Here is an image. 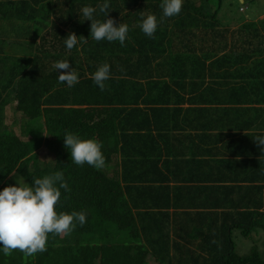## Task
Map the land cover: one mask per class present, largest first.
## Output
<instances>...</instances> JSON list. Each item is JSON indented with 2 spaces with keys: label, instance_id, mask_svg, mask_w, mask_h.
<instances>
[{
  "label": "trees",
  "instance_id": "16d2710c",
  "mask_svg": "<svg viewBox=\"0 0 264 264\" xmlns=\"http://www.w3.org/2000/svg\"><path fill=\"white\" fill-rule=\"evenodd\" d=\"M187 1L196 5L190 12L161 21L163 10L148 0H20V10L33 18L34 29L27 36L28 46L35 48L27 55L3 56L5 40L0 39V191L18 182L33 184V178L57 171L64 177L71 174L68 187L76 185L79 192L61 189L58 211H83L87 221L85 232L77 225L70 235L50 237L47 251L27 261L19 251L5 256L0 250V264H148V258L176 264H264L260 244L252 246L249 254L237 253L239 236L256 242L254 235L264 232V206L261 198L241 196L245 188L244 179L239 178L244 177L242 165L233 167L226 160V154L229 161L239 154L245 142L264 154V145L253 139L264 136V22L228 27L229 38L208 25L218 23L217 16L239 0ZM105 2L110 5L107 17L98 10ZM85 6L97 8L99 20L113 18L117 23L118 17L129 26V43L140 47L131 58L116 55L109 63L110 75L116 79L105 84L113 87L112 93L102 92L90 77L108 49L115 52L122 46L118 41L91 39V21L81 22ZM149 14L160 21L154 38L140 28ZM182 15L188 19L177 20ZM51 22L54 35L42 36L40 27ZM72 32L88 42L81 37L68 50L65 39ZM37 38L40 41L35 43ZM233 41L243 48L217 61H204ZM12 45L5 51L9 53ZM60 60L70 62L79 83L69 87L59 82V71L52 65ZM14 101L21 116L20 134L6 122V106ZM105 124L110 129L97 135ZM150 124L156 133L138 135L130 128ZM177 131L197 148L206 146L191 164L169 169L168 162L156 157ZM68 132L81 139L99 137L107 169L91 173L72 163L70 150L61 146ZM112 136L126 141V154L109 153ZM49 155L56 160L54 166ZM232 171L239 178L235 200L229 185L213 184L206 195L173 211L170 207L160 216L148 210L149 204L169 187H153L158 181H147L138 191L133 185L150 178L220 183ZM86 189L94 197L87 206L81 200ZM204 224L212 226L213 239L206 242L199 240L200 232L196 234ZM181 230L190 233L186 239L169 234Z\"/></svg>",
  "mask_w": 264,
  "mask_h": 264
},
{
  "label": "clouds",
  "instance_id": "9594fccd",
  "mask_svg": "<svg viewBox=\"0 0 264 264\" xmlns=\"http://www.w3.org/2000/svg\"><path fill=\"white\" fill-rule=\"evenodd\" d=\"M148 1H151L154 5H156V7L159 8V11L163 10L161 21L163 18H170L181 15L183 12L184 14L190 12L191 9L196 6L189 5L187 0ZM109 8L110 5L107 2L98 5L99 12L103 13L105 17H107L110 12ZM239 9L241 12H244L248 9L246 6V0H241V6ZM96 12L97 8L85 6L81 9L80 14L81 22L84 20L91 21V39L97 42L102 40V42L118 41L120 42L124 52L123 55H119L120 58L125 60L134 56L135 52L139 51L140 47L137 44L129 43V26L121 22L118 17L117 23L113 18H108L106 21L99 20L95 17ZM260 16L258 20L248 16L247 21H239V18H233L231 20L229 15L224 11L217 16L218 23L209 24L208 26L211 27L215 32L219 34H225L227 37L231 38V33H227L225 31L226 28L231 27L230 30H233L235 27L239 28V26L243 24L251 26L254 23L263 21ZM181 17L186 16L182 15ZM235 20H238L237 24H234ZM53 21L54 19L52 22ZM52 22L50 25L40 27L42 36L54 35V32L51 31ZM159 22L160 21L157 20L155 15L149 14L146 16V18H142L140 28L146 36L154 38ZM64 28L65 27L61 25V29L64 30ZM32 29H34L33 18L30 17V15L26 13L25 10H20V0H0V39L5 40L3 44L4 49L1 52L3 56L11 55V48L9 49V53L8 51H5V47L7 45L9 46L11 43H13V45H19L23 48V52L20 56L27 55L31 50H33L35 47L30 48L28 46L29 38L27 36L28 32ZM81 37L83 36L77 37L74 32L69 33L65 39L66 48L71 50L76 47L77 44L80 43L79 38ZM39 41L40 39L37 38L35 43H38ZM83 42L87 43L88 39L83 37ZM124 43L126 44L124 45ZM238 47L239 49H242L243 44L233 41L227 49L222 50L220 53H217L216 55L211 56L204 61L207 63L217 61L227 56L232 50L237 49ZM118 49L121 48L118 47ZM113 59H116L114 49H108L106 51V56L100 63L101 65L90 77L94 84L98 86L102 92L106 90V93H112L114 91L110 84L107 86L105 84V81L109 80L110 78L113 80L116 79L115 75H110L109 63ZM244 66H246V64H244ZM52 67L59 71L58 79L60 83L67 84L69 87L79 83L78 73L75 71V69H73L69 61H57L52 65ZM241 81L242 79L239 78V83ZM148 107L149 106H147L145 109ZM130 128L138 135L140 133L148 134L150 131L156 133L155 125L152 126V124L140 127V129L133 125H131ZM109 129L110 128L106 125L102 129H98L97 135H104ZM17 133L20 134V129ZM182 133L185 134L184 132ZM263 133L264 130L261 132V134ZM245 135H247L246 132ZM177 137L184 139L180 131L175 132L173 136L167 138L165 144H162L160 155L161 153L163 154L167 151L163 146L170 144ZM63 138L64 142H61V146L64 150H70L72 163L78 166H83V168H86L85 170L91 173H97L107 169V163L102 152V144L100 143L101 139L99 137L97 140L81 139L78 135L68 132ZM253 139L257 145H264V136L257 135ZM249 144V142H245L246 147L239 154L232 155L230 161L226 154V160L228 162L227 164L232 165L233 167L239 164H255L257 166L258 171L255 174L239 177L240 179H244L243 185L245 186L244 190L240 194L245 199L254 197L261 198L262 206H264V154L259 153L257 151V147L255 148L253 145L249 147ZM205 146L206 144L199 145L200 157L202 156L201 152ZM127 147L128 146L125 140L119 141L117 136H112L111 140L109 141L108 151L109 153H111L112 150L120 152ZM49 156L51 158H49L48 161H50L54 166L56 164V160L53 155ZM12 174L15 175V173ZM69 176H71V174L65 175L64 177L62 172L57 171L53 174L45 175L42 178H33V184H22L18 182V186L10 185L0 191V250L5 256H10L11 254H14V251H19L23 254L24 260L27 261L29 257H34L38 253L47 251V245L50 237L59 236L60 238H63L67 235H70L76 229L77 225L81 226L84 231V224L87 221L85 212L73 211L69 214L66 211H58V206L60 205V199L62 195L61 189H64L68 192H79L76 190V185L68 187L66 181ZM239 178H235L232 176V174H229L227 179L220 183H214L208 180L205 187L207 190H209L213 184L222 186L229 185V187L236 190V184L239 183ZM248 189L249 191L247 192L246 190ZM66 196L71 198L68 195ZM81 196V200L85 202V206H87L94 199L93 195L88 191V189L82 191ZM197 196L200 198L203 196V194L196 193L195 197L190 201L192 202L193 200H196ZM188 203L189 202H185V205ZM261 211L264 213V207L261 209ZM165 212L166 211L162 212V214ZM152 213L155 214V212ZM211 227V225L204 224V226L200 229L201 231L199 230L196 233L198 234L200 232L199 240L206 242L210 239H213L210 231ZM185 231L186 230H181L178 232L171 231L169 234L177 236L179 240L181 237L186 239L190 233L186 234ZM204 251H206V248H204ZM168 258H170V256Z\"/></svg>",
  "mask_w": 264,
  "mask_h": 264
},
{
  "label": "crops",
  "instance_id": "0c3cea01",
  "mask_svg": "<svg viewBox=\"0 0 264 264\" xmlns=\"http://www.w3.org/2000/svg\"><path fill=\"white\" fill-rule=\"evenodd\" d=\"M260 18L263 19L262 22H264V15H261ZM173 134H175V132ZM163 147L167 150L166 153H163L162 156L159 155L156 158L161 159V161H163L165 164L168 162V165L166 166L169 169L173 168L177 164L182 165V164L187 163L186 164L187 166L188 164L192 163L193 159L200 158V150H196L197 146L195 142L191 143L190 141H186L185 139H180V138L178 139L177 137L170 144L163 146ZM127 148L120 152H116L112 150L111 151V153H113L112 156H121L122 154L125 153ZM158 168L160 170L162 169L161 167H158ZM241 168H243L244 170V176L253 175L258 171V168L255 164H247V165L245 164V165H242ZM162 170H165V169H162ZM231 174L235 178L238 177L234 171H232ZM147 181H151L152 183L154 181H158L157 183L152 185L153 187H156L157 185L160 186L161 184H163L166 187H169V190L165 192H161L158 198L150 201V204H149L150 207L148 210L150 212H155V215L157 216L162 215V212L166 211L170 207H173L171 208V211H173L174 207L185 206V202L190 203L191 202L190 200H192L195 197L196 193L197 194L202 193L204 196L209 192V190H207L205 187L206 183L208 182V179L203 180V181H198V182H186L183 179L175 180L174 178H171L170 182H159V180L150 178L147 180H137L136 182L133 183V185L139 191L141 187H144L145 185H147ZM229 190L231 192L230 195H232L231 197L235 200L236 196L238 195L237 191L231 187H229ZM141 197L144 201H147L149 199V198H146L145 196L144 197L141 196ZM196 198H199V197L197 196Z\"/></svg>",
  "mask_w": 264,
  "mask_h": 264
},
{
  "label": "rangeland",
  "instance_id": "374dc122",
  "mask_svg": "<svg viewBox=\"0 0 264 264\" xmlns=\"http://www.w3.org/2000/svg\"><path fill=\"white\" fill-rule=\"evenodd\" d=\"M241 6V0L239 3L233 2L232 6L225 10V13L229 15L230 19L233 18H239L240 20H243L245 17H252L253 19L259 18L260 15H264V0H246V6L248 9L244 12H241L239 7ZM239 10V11H238ZM179 16V15H178ZM186 17H179L177 20H186ZM126 49V48H125ZM11 55L13 57H18L22 54L23 48L19 45H12L11 47ZM129 51V50H127ZM115 55H123V49H117L114 52ZM54 63V62H52ZM7 66V65H6ZM5 113L7 116V123L12 126L15 129V132L19 131V120L21 119L20 113L16 110V101L10 103L6 106ZM106 126V124H105ZM45 153H47L46 150H44ZM92 229H89L88 232L90 233ZM79 231H83V229H79ZM254 238L256 239V242H253L251 239L243 240L239 236V246L236 248L239 255H246L249 254L252 250V246L260 244V246L264 247V232H262L260 235H254ZM182 242V241H180ZM148 264H176L175 262L169 263L167 261H155L153 258H148Z\"/></svg>",
  "mask_w": 264,
  "mask_h": 264
}]
</instances>
